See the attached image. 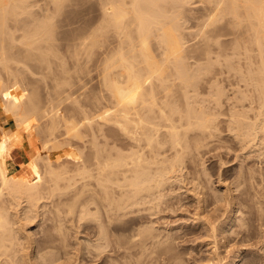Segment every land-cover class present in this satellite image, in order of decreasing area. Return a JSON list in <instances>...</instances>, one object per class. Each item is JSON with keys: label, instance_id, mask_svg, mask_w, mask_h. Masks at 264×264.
Here are the masks:
<instances>
[{"label": "rangeland", "instance_id": "374dc122", "mask_svg": "<svg viewBox=\"0 0 264 264\" xmlns=\"http://www.w3.org/2000/svg\"><path fill=\"white\" fill-rule=\"evenodd\" d=\"M180 1H178L180 4L177 3L180 7L176 5L178 9L170 4L168 9L169 12L174 10L172 14L180 15L177 25L179 24L185 43L183 59L190 67V71L195 74L196 82L187 89H182L181 80L174 79L175 92L180 96L176 104L184 111L187 108L200 107L215 113L216 127L212 128L213 136L204 138L200 131H190L188 136L190 147L184 154L183 160L184 173H170L176 181L175 179L171 180L172 183L167 181L170 183H164L165 185L161 187L163 191L160 192L167 194L163 195L165 198L162 196L163 199L160 201L153 198L160 203L153 200L150 202V199H145L149 203H143L141 199L136 207L132 206L133 208L129 209L127 214H117L118 216L112 214L115 219L111 224L108 223V219L105 222L104 218H108V214L105 215L106 211L101 210V183L97 181L98 179L94 175L76 173L74 160L71 158L61 164L64 168L67 167L66 178L59 179L60 186L57 189L54 185L51 186L52 193H47L49 188L48 190L46 188L47 192L44 187V190L41 188V191L49 194L51 198L41 192L45 198L38 200L37 209L36 206L34 207L37 211L36 216L29 213L30 218L32 217V220L29 218L31 221L26 220L25 214L22 213L23 205L26 204L25 197L22 198L23 201L21 199V205L13 204L9 209L10 216L15 214L13 216L15 219L23 217L21 219L26 221L23 222L24 224L21 223V227L24 225L23 230L32 231L35 245L44 242L46 245L50 244L52 248L47 247L45 250L54 253V264H212V261L215 263L218 259L220 261L217 264H264V140H258L257 144L249 143L247 128L241 124L246 120L244 116L240 115L241 122L235 121L239 131L233 128L235 124L232 118L235 114L234 110L237 113L238 111L246 113L249 110L247 109L249 108L247 59L241 53L243 48L239 47L241 48L239 50V45H236L241 39L242 27L225 25L211 29L212 26L203 25L202 16L210 5L207 0H185L184 3ZM102 2L103 0H61L60 3L56 0H26L24 8H16V12L10 11L12 15L10 13L6 15L4 29L0 26L3 29L0 31V52L3 47L7 56L6 61L0 60V118L5 113L8 117L5 121H0V136L2 137L3 128L8 131L15 128L14 116L21 108L27 110V113L31 112L21 132L22 139L12 150L13 168L20 167L22 162L35 151L42 150L40 139L46 138L45 129L48 124L38 119L33 113L34 109L44 108L51 111L54 104L55 107L58 104L61 114L73 115L77 120L81 119L82 115L73 110L76 105H83L93 114L101 111ZM44 22L49 23L46 29L53 28L51 30L54 33L52 37L54 48L49 52L47 48L40 47L42 41L38 37L41 31V35L47 31L43 28ZM202 30L206 31V37L201 33ZM91 31L96 42L92 47H87L86 52L84 50L80 52L78 49L81 54L79 53L76 58L77 55L74 54L76 50L72 42L77 36ZM27 38L33 40L30 45L25 43ZM89 49H92V53ZM206 51L209 52L212 62L207 60ZM41 52L46 54V59H50L49 61L41 59L43 66H39ZM50 61L51 63L53 61L51 67H46ZM44 67L49 74L47 72L43 74ZM62 77H65V80ZM68 89L69 91H66ZM184 91L188 94L187 98L183 96ZM96 96L97 100H95ZM5 109L13 110L14 112L11 113L15 114L11 115ZM99 120L101 121V117L95 115L94 121L99 124L101 123ZM92 124L81 126V130L87 134L86 139L92 138L91 129L95 127ZM31 125L35 127L32 128ZM60 128L62 132L64 129ZM195 132L200 135L193 138L192 134ZM113 133L111 135H117V131ZM258 136L263 138V132L260 131ZM64 138L67 140L64 135L58 137L59 141L66 142ZM27 140L32 141L31 145ZM198 140L200 142L196 147ZM80 143L76 139L69 142L70 145L76 146L83 158L90 157L92 150L88 148L89 145L84 146ZM39 165L43 171L41 161ZM57 167L58 165L55 169L60 170L61 167ZM208 175L212 184L207 181ZM178 178L180 180H177ZM84 182L88 184L79 195L80 186ZM68 184L70 186H67ZM210 186L220 191L219 193H226L229 197L224 200L225 202L229 200L227 205L222 202L223 200L214 198ZM77 192L79 193L76 196ZM6 201L10 206L8 202L10 200L6 199ZM224 205L227 207L225 208ZM21 208L23 211L20 210ZM34 209L31 210L33 214L36 212ZM22 214L24 215L21 216ZM129 217L134 221L127 223L128 227L124 222ZM208 220L217 230L211 231L212 228L207 226ZM102 221L110 225L106 224L105 227ZM101 227L105 231L108 229L107 232L103 231L107 235L102 239ZM212 232L215 234L213 235ZM131 233L137 235L133 237L134 242ZM155 233L156 236L158 234L160 236L155 238ZM208 233L212 234L211 237ZM106 238L108 241L105 240ZM129 238L132 240H128ZM215 241L218 243L217 246L219 245L217 250L214 249ZM102 242L106 247L101 245ZM144 247L147 248L143 250ZM26 249L25 253H30L34 246ZM214 250L221 253V255L218 253L220 255L217 256L218 258ZM41 258L39 257L37 264H49L44 258V261H41ZM26 260H28L27 264H30L33 259ZM34 262L31 264H36Z\"/></svg>", "mask_w": 264, "mask_h": 264}, {"label": "bare ground", "instance_id": "6f19581e", "mask_svg": "<svg viewBox=\"0 0 264 264\" xmlns=\"http://www.w3.org/2000/svg\"><path fill=\"white\" fill-rule=\"evenodd\" d=\"M56 1L58 3L61 2V0ZM178 1L180 0H103L100 66L101 83L103 85L100 97L101 113L98 111L99 113L95 112L96 114H93L83 105L78 106L75 104L76 107L73 110L82 115L81 119L77 120L73 115L61 114L58 104H56L57 108L54 104V109L51 108V111L49 108V111L44 108V110L41 109L43 112L39 108L37 110L34 109L33 113L38 116V119L44 122V124H48L47 127L44 125L46 127L44 129L47 132L46 138L40 139L42 142H40V149L45 153L35 151L33 155L22 162L20 167L16 166L14 168L12 167V158L14 157H12V150L20 143L22 139L21 132L25 128L31 112L27 113V110L21 108L16 116H14L15 128L9 131L4 128L2 129V137L0 136V264H27L28 260L26 259L29 258L33 259L32 261L29 260V262L35 261L34 263L37 264V260H40L39 257H42L41 261H47L46 263H55L53 260V258L55 259L54 253L45 250L47 247L52 248L50 244L46 245L44 242L36 243L35 245V239L32 236L33 234H31L32 231L23 230V224L26 221L24 222L21 219L23 217L20 216V219H15L13 217L15 214L10 216L9 209L13 207V204L17 206L21 205V199L25 197L26 204L23 205L24 212L22 213L25 214L26 220L30 218V212L32 216H36L37 204L41 201L39 199L45 198L46 195L47 197L49 196V194H46V188L47 190L49 188L47 193H52L53 185L57 189L60 186L58 183L59 179L66 178L67 167L64 168L61 164H64L68 159L74 160V171L76 173H86L89 176L94 175L98 179L97 181L101 183V210L104 209L106 211V213L104 212L105 215L108 214V218H104V220L106 219L105 222L108 219V223L110 222L111 224V221L115 219L112 214H127L130 211L129 209L133 208L132 206L136 207L141 199L143 203H149L145 199H150V202L152 200L158 202L163 199L165 192L161 193L163 191L161 187L165 185L164 183H172L173 181L171 180L175 179L176 181V178H173V175H170V173L184 171L183 160L184 154L187 153L190 147L188 145L190 131L198 130L201 135H204V138L213 136L212 128L216 127L214 124L216 119L215 113L200 107L187 108L184 111L176 104L180 96L175 92L174 79L181 80L182 89H187L188 86L196 82L195 74L190 71V67L187 66L183 59L185 43L179 30V24L177 25L179 23L178 16L180 17V15H177V13L176 15L172 14L174 10L170 11V13L168 9V4L175 7L180 4ZM182 1L185 2V0ZM25 2L26 0H0V26L3 29L6 26L5 21L9 15L8 13L12 15V10L16 12L19 7L24 8ZM207 2L210 5H208V9L204 13L205 17L202 16L204 18V26H212L211 29L225 25H239L237 28L242 27L241 39L236 42V45H239L238 48H243L241 53L247 59V73L249 74V108L247 109L249 110L246 113L243 111L245 114L242 111L241 113L240 111L237 113L234 110L235 114H233L232 118L235 124V121L236 123L241 122L242 117L240 118V115L244 116L246 120L241 124L247 128L246 135L248 136V141L251 144H257L258 140H264V137L258 136L260 131L264 135V0H207ZM175 11L178 10L175 9ZM42 25L45 26L43 28L47 31L41 35L42 31L40 32L38 26L40 32V36L38 37L42 41V45L40 46L39 44V46L47 48L49 52V50L52 51L54 48V38H52L54 33L51 30L53 28L46 29V26H49L48 22H44ZM3 29L0 31H3ZM202 31L201 33L206 37V31ZM27 39L25 43L30 45L33 40L32 38H30L31 40ZM93 39L94 33L92 31L77 36L72 42V46L76 50V53H74L77 55L76 58L82 52L81 50L86 52L87 47L90 48L94 45L96 39ZM91 50L90 52L92 53ZM239 53L237 52V54ZM45 55L41 52L39 56L41 57L40 62L41 59L44 61L48 60ZM206 55L207 60L212 62L208 51H206ZM0 60L3 62L7 60L3 47L0 52ZM52 63L50 61V64L47 63L48 65L45 66L51 67ZM40 65L43 66L42 62ZM46 67H44V71ZM46 72L47 70L43 74H46ZM54 72L56 73L55 69ZM64 78L63 80H65ZM66 91H69V89ZM59 95H61V92ZM187 95L186 91H184L183 96L187 98ZM78 100L80 101V99ZM95 100H97V96ZM5 110L9 111L11 115L15 114H12L13 110ZM74 111L71 112L74 113ZM5 114L0 118L1 122L8 118ZM35 114L34 117L36 118ZM95 115L101 117V121L99 120L101 123L98 124L96 122L98 121V117L94 121ZM92 119L98 125L91 122ZM90 122L95 127H93V130L91 129L92 134L90 137L92 138L86 139L87 134L84 133V130H81V126L84 124L88 125V123L91 126ZM32 125L31 127L34 128L35 125ZM60 127L64 129L62 132ZM237 127L235 124L233 128L238 130ZM27 131L26 133H28ZM113 131H117V135H111L114 134ZM199 133L195 132L192 134V137L199 136ZM61 135L67 137V140L64 138L66 142L59 141L58 137ZM100 136L101 140L99 141ZM73 139L80 141L84 146L89 145L88 148L90 147L92 150L91 156L83 158V155L78 152L76 146L69 144ZM28 142L31 145L32 141ZM199 142L200 140L196 141V147H198ZM39 161L42 162L43 171L41 170ZM57 165L58 167H63L64 170L61 168L60 170L55 169ZM203 167L206 170L204 165ZM210 178L208 175V183H211ZM177 180L180 179L178 178ZM87 184L86 182L82 183L81 189H79L81 193L77 192L76 196L78 193L79 195L82 194ZM67 186L70 185L68 184ZM43 187L45 188V193H43ZM41 188L43 189L42 191ZM210 189H212L216 200H223L222 202H225L229 198L223 191V193H219L220 191L212 188V186H210ZM41 192L45 196L41 195ZM49 198L51 197L49 196ZM153 198L158 199V201ZM6 199L10 200L8 201L11 204L10 206L6 204ZM227 202H225L226 205ZM35 206L36 209H34ZM33 209L36 211L34 214L32 213ZM84 210L86 211V209ZM16 213H18L17 210ZM84 213H82V216ZM132 217L134 218L133 215ZM132 217H129L124 223L127 224L133 220ZM30 219L28 221L32 220ZM105 222L103 224L107 227V223L105 224ZM21 223H23V227H21ZM210 224L209 222L207 226L212 228L211 231L217 230ZM104 225L101 224L103 228ZM120 226L122 225L120 224ZM103 228L101 229V239L105 238L107 233L105 234L104 232L108 230L105 228V231ZM230 228L231 226L229 230ZM131 235L133 234L131 233ZM208 235L210 234L208 233ZM135 236L137 235H133L131 238L133 239ZM155 236L153 235L152 237L154 238ZM158 236L160 235L158 234L155 238ZM222 236H225V234H222ZM132 239L129 238L128 240ZM105 240L108 241L107 238ZM105 240L101 241L104 242ZM103 242L101 245L106 247V244H103ZM133 242L131 243L136 244V242ZM144 243L147 244L146 242ZM217 244L213 245L216 250L219 246ZM33 246V251L25 253L26 250L28 251L26 248ZM146 248L144 247L143 250ZM214 253H216V257L221 255L219 252L220 255H218L215 250ZM218 261L220 260L218 259L215 263L212 261V264H217Z\"/></svg>", "mask_w": 264, "mask_h": 264}]
</instances>
